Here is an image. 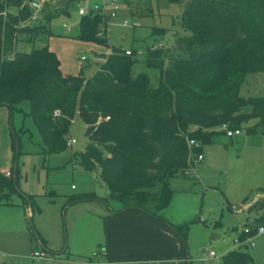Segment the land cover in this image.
<instances>
[{
  "label": "trees",
  "instance_id": "obj_1",
  "mask_svg": "<svg viewBox=\"0 0 264 264\" xmlns=\"http://www.w3.org/2000/svg\"><path fill=\"white\" fill-rule=\"evenodd\" d=\"M166 1L182 5L171 46L156 43L140 56L137 49L126 54L114 47L99 55L104 61L88 76L83 69L64 74L48 46L18 50L21 39L33 40L48 32V26L33 24V11L24 0H0V106L13 110L29 101V114L47 153L69 147L71 126L80 117L88 142L72 159L84 170L98 172L109 191L107 199L160 220L173 192L170 179L189 175L188 159L217 133H225L218 130L222 124L241 129L255 118L248 131L264 130V95L240 93L245 73H264V0ZM54 15L45 16L48 23ZM81 16L80 37L109 44L108 16L94 11ZM152 32L163 38L167 28L153 27ZM139 61L159 70L156 84L146 72L133 71ZM246 106L250 111H243ZM190 139L198 145L189 146ZM13 175L14 164L10 175L0 172V205L14 204L15 192L24 203L31 200L16 188L18 166L16 182ZM96 197L94 192L73 194L67 204ZM261 220L249 233L240 231L238 239L254 235ZM172 227L186 242L187 224ZM246 243L223 254L221 264H254Z\"/></svg>",
  "mask_w": 264,
  "mask_h": 264
},
{
  "label": "rangeland",
  "instance_id": "obj_2",
  "mask_svg": "<svg viewBox=\"0 0 264 264\" xmlns=\"http://www.w3.org/2000/svg\"><path fill=\"white\" fill-rule=\"evenodd\" d=\"M100 3L101 0H56L46 4L35 12L33 24H46L49 31L40 32L33 40L21 39L17 49L28 52L48 46L59 57L64 74L76 75L83 69L89 76L104 61L99 55L109 54L114 47L144 52L156 43L157 47L173 44L169 36L164 40L152 32L153 27L178 28L172 16L176 17L182 5L166 0H121L118 14L108 15L109 44L81 38L79 6ZM104 12L108 14L109 8L104 7ZM51 13L55 15L48 23L45 16ZM181 33L189 31L182 29ZM132 69L135 73L146 72L151 82L157 83L156 67L139 61ZM240 93L245 97L264 95V73H245ZM7 108V121H0V165L9 154L10 168L19 151L16 160L21 175L17 187L31 195V206L24 203L19 192L12 196L15 205H0V256L6 264H29L31 252L44 245L49 255L39 264H86L85 261L97 260L93 250L100 246L93 249V242L101 234V225L91 213L96 201L88 198L67 204L68 196L73 194H109L97 171H86L72 159L73 153L87 145L86 125L76 117L70 131L76 142L63 152L47 153L29 114V101H21L13 110ZM243 111H250V107ZM256 122L252 118L243 123L241 134L232 137L217 133L212 142L203 144L204 158L195 162L191 174L170 179L173 192L165 212L179 225L187 224L186 242L180 240L192 257L191 264H201L200 258L210 246L219 254L238 246L235 238L257 219L264 224V130L248 131ZM246 244L254 264H264V232L255 234ZM103 261L101 258L99 264H106Z\"/></svg>",
  "mask_w": 264,
  "mask_h": 264
},
{
  "label": "crops",
  "instance_id": "obj_3",
  "mask_svg": "<svg viewBox=\"0 0 264 264\" xmlns=\"http://www.w3.org/2000/svg\"><path fill=\"white\" fill-rule=\"evenodd\" d=\"M181 11L182 7L176 17L172 16L173 23L178 24L177 21ZM165 28H167V32L163 35V38L168 40L169 36L172 39V43L175 36L171 34L179 30V27L177 29ZM7 113V106H0V121L2 123L7 121ZM5 143L8 146L9 139L7 136H5ZM8 162L9 154L6 156V162L0 165V170L10 175L11 167L8 168ZM107 197L97 195L94 198L97 204L91 206L93 210L91 211L92 216L96 217L95 219L101 225V234L100 236H95L93 249L99 245L100 248L98 249L107 251V254L102 257L104 263L191 264L192 257L188 250H185L180 238L172 227L179 226V224L168 216L165 212L166 208L161 211L164 219L160 220L138 209H124V206L118 201V204H111ZM102 201H105V204ZM12 205H15V203ZM244 206L247 208L248 203L244 204ZM39 240H42L41 236ZM236 247L233 245L230 249Z\"/></svg>",
  "mask_w": 264,
  "mask_h": 264
},
{
  "label": "built area",
  "instance_id": "obj_4",
  "mask_svg": "<svg viewBox=\"0 0 264 264\" xmlns=\"http://www.w3.org/2000/svg\"><path fill=\"white\" fill-rule=\"evenodd\" d=\"M56 0H24L32 9L33 15L32 19H36L35 12L41 11L46 4H51L55 3ZM121 0H101L100 4H95L93 7H88V6H83L80 5L78 9V13L80 15H85L89 12H98L103 15H110V16H116L119 11ZM104 7L109 8L108 14L104 12ZM125 23L128 24V21L125 20ZM64 26L69 30V26H67L64 23ZM126 54H132L131 49H125ZM137 55H142L143 52L141 50H137ZM60 112L59 110L55 111V115H59ZM221 130L225 131L226 135L229 137L239 135L241 134V130L238 128H230L228 124L224 123L219 127ZM76 142L75 138L70 137L67 141V145L71 146ZM189 146L191 145H198L197 142L194 139L188 140ZM204 155L202 152L197 154L193 160L191 157L188 159L189 162V168L185 171L186 174H191V168L194 166L196 161H201L203 160ZM251 227L246 226L244 227L243 231L246 233H249L251 231ZM242 231V230H241ZM264 232V225H259L256 229L255 234L257 233H262ZM254 234V235H255ZM254 235L248 236L245 240L241 241L238 239V237L235 238V241L239 244L244 243V242H250L253 238ZM107 254V251L105 249H98L93 252V257L97 258V260H88L86 261V264H99V261L102 257H104ZM49 252L45 248H35L31 252V262L29 264H39L41 260L45 259L48 257ZM222 254L217 253L211 246L206 248L204 251V255L200 258L201 264H221L222 263ZM3 258L0 256V261H2Z\"/></svg>",
  "mask_w": 264,
  "mask_h": 264
},
{
  "label": "water",
  "instance_id": "obj_5",
  "mask_svg": "<svg viewBox=\"0 0 264 264\" xmlns=\"http://www.w3.org/2000/svg\"><path fill=\"white\" fill-rule=\"evenodd\" d=\"M16 168H17V160L15 161L14 163V182H16ZM16 188L18 189L17 185H16ZM25 197L29 200L28 196L25 194ZM29 206H31V203L29 201ZM29 220L31 221V216L29 218Z\"/></svg>",
  "mask_w": 264,
  "mask_h": 264
}]
</instances>
